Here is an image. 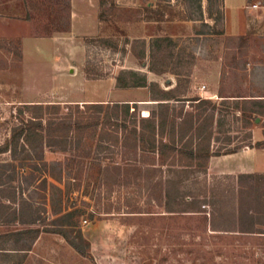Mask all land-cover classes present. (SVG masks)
Returning a JSON list of instances; mask_svg holds the SVG:
<instances>
[{
    "label": "rangeland",
    "instance_id": "obj_1",
    "mask_svg": "<svg viewBox=\"0 0 264 264\" xmlns=\"http://www.w3.org/2000/svg\"><path fill=\"white\" fill-rule=\"evenodd\" d=\"M71 1L0 0V144L21 118H47L29 104L60 103L63 113L77 114L76 104L109 103L86 116L131 124H141L145 111L161 113L155 99L163 94L117 86L123 69L175 89L178 100H167L164 113L166 133L177 120L180 144L223 152L264 139V114L248 126L233 96L264 98V35L241 33L232 3L201 0L203 20H192L189 0H97L102 20L83 35L66 33ZM158 37L170 38L152 46ZM135 40L146 41L145 59L135 56ZM124 136L99 125L81 143L0 154V200L50 225L76 211L72 235L82 234L77 240L89 244L97 264H264V170L246 163L255 155L212 156L205 170L195 165L170 211L167 180L174 175ZM158 165L162 172L153 170ZM29 226L0 224V235ZM30 236L1 237L0 264H94L59 233Z\"/></svg>",
    "mask_w": 264,
    "mask_h": 264
},
{
    "label": "trees",
    "instance_id": "obj_2",
    "mask_svg": "<svg viewBox=\"0 0 264 264\" xmlns=\"http://www.w3.org/2000/svg\"><path fill=\"white\" fill-rule=\"evenodd\" d=\"M191 1L189 17L192 20H203V6L201 0H189ZM71 6V4H69ZM54 31H61L60 28L56 27ZM170 37H158L152 41V46L161 43ZM135 43V44H134ZM133 43L132 50L138 59H145L147 56L146 41L141 40ZM136 43H141V50L138 49ZM150 70L156 73H164L165 71H159L154 67H150ZM117 86L121 88H132V87H150L151 91H157L163 94L159 100L158 104L162 109L161 113H156L153 111L149 114L148 111L144 112L143 117H141V124H131L128 120L113 119L110 115L101 114L94 116H86L87 110L95 109L96 111L102 112L103 107L109 103L93 102L85 103L84 110H81L79 104H76L77 114L73 112L63 113V109L60 103H37L29 104L36 109L44 110L47 114V118H21V120L13 126L9 138L0 144V154L10 151L13 157H16L18 152V147L23 148L29 147L31 150L38 149V145L46 144L49 147L66 145L67 143H72L76 141L81 143L84 133L88 130L97 127L99 125H110L122 130L124 139L130 138L134 141V147H138L143 151L151 152L157 154L159 158L163 160L162 165H167V170L169 173L173 174L172 179L167 180L169 182V187L166 190L169 196L167 207L170 211H175L173 202L177 200L181 195V185L182 182L189 178L190 173L194 172L195 165L199 169L205 170L208 166L209 159L212 156L227 155L236 153L242 150V147H235L227 149L223 152H213L210 148L205 147H195L193 144H180L179 138H177L176 128L177 120L175 118L170 119L171 121V131L166 133L167 117L164 113L169 111V102L167 100L176 99L174 95L175 89L171 90H161L154 82H149L147 75L139 74L132 69H123L120 71L116 77ZM153 89V90H152ZM155 89V90H154ZM235 100L242 101L237 103H242V110L246 113V117H250L251 121L247 119L248 126L251 125L252 120H255L258 116L264 114V98L255 97L257 95H252L254 97L248 98L246 95L236 94ZM195 100L200 99V97L194 98ZM251 103V105H249ZM118 105L120 103H114ZM125 107V113L128 114L130 110V103H123ZM70 107V106H67ZM135 111V110H134ZM148 115V116H146ZM191 131H193V126H191ZM181 137V140L184 138ZM252 136L250 135L249 138ZM123 139V140H124ZM116 142L120 143V138L116 137ZM38 143V144H37ZM126 146V143L122 144ZM251 148H264V139L256 142H251L247 144ZM178 162V163H177ZM163 166L153 167L155 171H163ZM248 176V175H247ZM252 176V175H250ZM160 184V182H159ZM11 206L0 200V224H12L15 222H20L23 224L30 225L27 228L18 229L10 232H6L0 235V238H6V240L13 239L15 236L19 239L31 235L33 239H36L41 232H53L63 235L67 242L82 256L89 258L94 264L97 262L94 259L93 254L90 251L89 244L84 246L78 242V237H83L81 233L77 236H73L72 232L74 227L77 226L72 219L76 215V211H68L59 217L62 221L59 223H52V225L44 222L46 217H41L40 214L34 216V212L24 213L18 210L10 211ZM180 211V210H176ZM27 218V219H25ZM31 225H38L33 227ZM263 232V231H255Z\"/></svg>",
    "mask_w": 264,
    "mask_h": 264
},
{
    "label": "crops",
    "instance_id": "obj_3",
    "mask_svg": "<svg viewBox=\"0 0 264 264\" xmlns=\"http://www.w3.org/2000/svg\"><path fill=\"white\" fill-rule=\"evenodd\" d=\"M238 1V4H235ZM226 5L232 6L234 22L238 23L241 33L250 35H264V0H225ZM253 4H257L256 7ZM97 0H72L71 1V29L66 33H73L76 30L89 35L94 30L91 25L101 22V16L98 14ZM255 155V161H246L247 166L254 167L255 170H264V149L249 148L236 153L227 155Z\"/></svg>",
    "mask_w": 264,
    "mask_h": 264
},
{
    "label": "built area",
    "instance_id": "obj_4",
    "mask_svg": "<svg viewBox=\"0 0 264 264\" xmlns=\"http://www.w3.org/2000/svg\"><path fill=\"white\" fill-rule=\"evenodd\" d=\"M253 6H254V7H256V6H257V4H253Z\"/></svg>",
    "mask_w": 264,
    "mask_h": 264
}]
</instances>
